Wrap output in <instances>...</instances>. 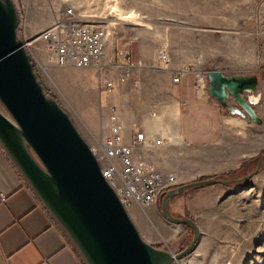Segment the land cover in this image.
Segmentation results:
<instances>
[{"label": "rangeland", "instance_id": "rangeland-1", "mask_svg": "<svg viewBox=\"0 0 264 264\" xmlns=\"http://www.w3.org/2000/svg\"><path fill=\"white\" fill-rule=\"evenodd\" d=\"M13 1L20 16L17 35L30 43L36 75L91 149L101 146L108 133L105 123L112 116L103 109V83L115 81L122 73L117 75L112 65L118 62V55L127 57L132 52L136 53L129 67L132 76L111 96L113 103L126 93L135 98L137 109L150 108L148 83L160 84L162 76L154 68L160 54L166 52L172 64L205 75L212 70L232 76L257 74L263 100L259 109L264 119V0ZM67 8H74L85 23L109 33L108 53L93 74L88 69L58 66L40 39ZM7 111L0 102V112L12 119ZM240 122L228 127L224 138L211 148L197 152L180 147L185 157H202L210 160L211 167L219 168L209 171L211 175L236 183L224 187L232 188V193L218 209L219 217L201 220L203 233L196 249L173 264H264V162L257 171L264 159V124ZM162 204L159 214L164 218ZM183 229L179 241L161 248L175 254L187 250L195 233L185 226ZM0 264H4L1 257Z\"/></svg>", "mask_w": 264, "mask_h": 264}, {"label": "water", "instance_id": "water-1", "mask_svg": "<svg viewBox=\"0 0 264 264\" xmlns=\"http://www.w3.org/2000/svg\"><path fill=\"white\" fill-rule=\"evenodd\" d=\"M15 6L13 0H0V102L13 119L0 112V145L14 166L86 264H173L188 258L201 242L202 230L194 219L171 214L174 198L203 186H232L236 180H201L162 198L165 220L195 233L187 250L175 254L145 241L103 176L91 146L42 86L32 55L17 35L20 16ZM206 74L208 94L221 107L248 123L264 124L256 110L262 102L257 74L230 76L220 70Z\"/></svg>", "mask_w": 264, "mask_h": 264}, {"label": "crops", "instance_id": "crops-1", "mask_svg": "<svg viewBox=\"0 0 264 264\" xmlns=\"http://www.w3.org/2000/svg\"><path fill=\"white\" fill-rule=\"evenodd\" d=\"M135 55V52L127 57L118 55V62L112 64L117 75L122 72L112 81L117 88L132 76L129 67ZM96 69L93 67L88 71L93 74ZM183 69L188 70V74L179 84L173 83L175 76ZM154 70L161 74L162 80L160 84L148 83L150 93L147 94V106L150 105V108L137 109L135 98L126 93L113 103L111 96L116 95L117 90L109 94L104 88V101L101 95L103 109L120 117L126 144L132 145L138 133H143L151 140L161 139L171 143L158 147L140 146L135 151V157L166 175H175L178 180L176 187L214 178L218 174L211 175L209 171L217 167H211L210 160L202 157L196 160L190 155L185 157L180 147L197 152L211 148L224 138L228 127L236 126L242 119L248 120L229 114L208 94L209 85L203 87L198 82V76L204 72L187 66L181 68L177 63L172 64V60L171 65H167L161 57ZM260 106L261 103L256 110L262 119ZM119 107H122L121 111ZM109 121L105 123L107 134ZM4 150L0 147V257L4 264H86L77 249L68 243L55 220L30 190L27 181L22 179L23 175ZM231 193L232 188L222 185L187 191L174 199L172 214L186 220L194 219L203 233L201 220L218 218V209L222 203H226ZM162 202L160 198L148 209L139 205L128 208L143 239L160 249L164 245L175 244L185 232L184 226L173 227L160 216Z\"/></svg>", "mask_w": 264, "mask_h": 264}, {"label": "built area", "instance_id": "built-area-1", "mask_svg": "<svg viewBox=\"0 0 264 264\" xmlns=\"http://www.w3.org/2000/svg\"><path fill=\"white\" fill-rule=\"evenodd\" d=\"M109 33L105 28L85 23L74 8H67L62 16L56 18L53 25L41 33L40 39L46 43L51 52V60L58 66L78 70L99 68L108 52ZM30 43L25 42L28 49ZM161 59L171 65V57L166 52L160 54ZM188 74L183 69L173 79L179 84ZM198 82L208 87L207 75L200 74ZM103 88L109 94L117 90L116 85L104 81ZM109 134L103 139L100 147L91 149L101 165L103 176L117 192L120 202L127 208L139 205L143 208L157 203L169 191L177 188V177L164 174L155 168L136 160L135 151L140 146H166L170 142L159 139L151 140L143 133L136 134L131 144H126L124 125L117 114H112L109 121Z\"/></svg>", "mask_w": 264, "mask_h": 264}, {"label": "trees", "instance_id": "trees-1", "mask_svg": "<svg viewBox=\"0 0 264 264\" xmlns=\"http://www.w3.org/2000/svg\"><path fill=\"white\" fill-rule=\"evenodd\" d=\"M0 147H2V145H0ZM3 148V147H2ZM22 177V176H21ZM22 179L24 180V178L22 177ZM207 179H211V178H206L205 180H207ZM212 179H216V180H219V177H214V178H212ZM211 179V180H212ZM27 185H28V183H27ZM28 187H30V190L33 192V190H32V187L30 186V185H28ZM204 187H210V186H203V187H200V188H204ZM212 187V186H211ZM34 193V192H33ZM35 195H36V193H35ZM164 198V197H163ZM58 225V224H57ZM59 226V225H58ZM60 227V226H59ZM58 227V228H59ZM186 227V226H185ZM187 228V227H186ZM187 229H190V230H192L191 228H187ZM59 230L64 234V236L68 239V243L70 244V245H72L73 247H75L71 242H70V240H69V238H68V236L66 235V233L64 232V231H62L60 228H59ZM76 249V248H75Z\"/></svg>", "mask_w": 264, "mask_h": 264}]
</instances>
